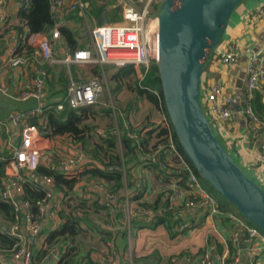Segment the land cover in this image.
<instances>
[{
	"label": "built area",
	"instance_id": "built-area-1",
	"mask_svg": "<svg viewBox=\"0 0 264 264\" xmlns=\"http://www.w3.org/2000/svg\"><path fill=\"white\" fill-rule=\"evenodd\" d=\"M6 1L8 0H0V5ZM152 2L153 0H114L119 9L120 22L90 29L88 49L65 51L61 57H58L54 43L60 38V29L67 24L65 16L74 13L85 24L88 3L82 0H48L52 26L47 35L31 33L25 38V46L31 49V55L26 56L23 52L18 54L10 49L0 56V68L9 67L30 72L29 86L19 88L13 95L9 94L5 87L0 86V94L19 102L28 100L36 102L33 108L13 112L9 116V123L17 129L18 143L15 145L8 138L4 146L8 155L3 156L0 151V162L4 163V176L0 178V203L7 205L11 212V220L5 234L15 239V244L10 250L0 252V259H3L5 253L10 257V260L2 261V264H34L33 252H43L46 256L50 251L55 252L50 248L52 244H49L48 236L55 233L64 222L59 213L66 206V190H55L49 177L38 181L36 169L39 166L55 168L66 179L75 178L70 190L73 192V197L79 200L98 199L99 204L104 208L106 218L99 221L98 226L108 232L109 236L102 251H90L89 260L93 264H115L116 233L125 230L128 236L130 224L137 219H149L154 215L162 216L169 213L177 220L176 226L173 227L175 233L182 235L200 225L199 217L222 215L215 198L205 190L198 176L178 151L172 128L160 112H157L156 121H150L148 129L154 130L155 133L161 132L162 135L155 137L154 133L147 144L148 153L140 158L139 164L145 169L151 168L147 166V161L156 165L161 178L165 181L163 188L158 192L163 194L164 198L155 210L150 206L153 200L144 187L148 179L146 173H140L131 190L127 183L126 186L112 191L102 180L93 182L89 179L81 182L77 179V173L86 168L88 162L90 164L89 167L87 166L88 169L97 166L92 158L90 161L91 145L87 141L84 144L88 149L87 154L83 151L82 143L71 140L62 147L49 148L39 136L37 128L27 123L29 119L38 118L44 110L51 108L50 103L42 104L41 100L45 91V81L49 76L47 69L53 65L64 66L68 77L61 102L54 107L57 111L64 105L72 110L95 107L101 104L103 98L104 88L98 77L91 76L87 80L76 81L69 74L70 66L122 68L131 65L137 69L140 80L143 74L141 75L139 68L146 70L151 62L155 63L158 55L157 19L156 13L151 9ZM259 14L264 17V6ZM2 20L3 17L0 18V22ZM239 53L237 45H230L219 53V65L223 68L233 65L238 60ZM245 77L246 87L238 92L237 113L243 118L245 125L243 138L259 142L252 167L259 177L255 183L262 188L264 187V119L253 112L251 100L252 86L264 83V48L248 58ZM200 89L203 93V114L212 132L222 135L235 112L234 103L219 81L207 86H199V93ZM1 128H4V125L0 124ZM124 128L128 129L126 122ZM135 129L141 131L139 124ZM114 135L119 145L117 127ZM129 136L132 139L137 137L135 131ZM36 184L39 187H36ZM25 186L39 189L41 196L32 202L24 199ZM189 212L196 213L198 219L184 220V215ZM70 214L77 215V212L72 211ZM224 217L234 227L231 234L232 243L234 245L241 243L244 246L246 264H264V260L258 263L260 257L264 255V235L236 213H226ZM67 248L69 247H61V254ZM237 260L238 252L231 261L225 263L224 257L215 255L208 247L199 255L197 264H236ZM51 264H56V259L51 260ZM164 264H176V262L169 261Z\"/></svg>",
	"mask_w": 264,
	"mask_h": 264
},
{
	"label": "crops",
	"instance_id": "crops-1",
	"mask_svg": "<svg viewBox=\"0 0 264 264\" xmlns=\"http://www.w3.org/2000/svg\"><path fill=\"white\" fill-rule=\"evenodd\" d=\"M110 1L111 2L106 3L102 8V16L105 21V24H107L109 20L114 19L116 17H119V20H121L118 7L115 5L113 0ZM96 3L99 4V2L97 1ZM263 6L264 0H241L236 9L232 12L220 41L216 44L212 52L209 54L200 77V86H207L213 82L219 81L224 86L225 93L232 99L234 103L235 112L232 115L229 123L225 127L226 133L223 131L222 135H218L217 133L215 134H217V139H219V141L221 142L220 144L224 147L228 155L232 158L233 162L241 169L243 173L244 171L248 172L250 174V177L246 173L244 174L253 182H256L259 178L257 176L255 168L252 167L253 159L255 158L259 142L253 141L250 138H243L245 125L243 118L237 113V97L238 92L246 87L245 65L247 63L248 58L253 54H258L264 48V17H261L259 14L260 9ZM17 8L18 0H8L2 5H0V18L3 17V20L0 22V56L6 54L10 49H13L15 53H17L15 50V33L12 29V27L16 24ZM94 12V9L90 8L88 5V9L85 11V22L87 21L88 25H91L90 29L101 25L99 17L100 13L98 15V18H95ZM65 17L67 24L65 25L64 29H67L71 33V35H73L74 41L77 43V45L84 46L81 42L83 38H78L76 36V33L80 30H85V33L88 36V30L84 29L85 26L83 21L78 18L74 13L66 15ZM234 44L238 46L240 51L238 60L233 65L227 68L221 67L218 63L219 53L226 50L230 45ZM54 50L56 51V55L58 57H61L65 51L71 52L68 49L66 43L64 42L63 36H60V38L54 43ZM93 67L95 66L86 65L78 68L87 69L88 71H86V74L90 75L91 77L93 75L90 74V70ZM79 78L80 77H77L74 80L84 81L88 79L85 78L83 80H80ZM29 83V71L22 69H11L9 67L0 68V86L5 87L9 94L13 95L14 93H17V90L19 88H25L29 86ZM252 87V96L254 92L259 94L261 96L262 102L264 103V83H257L254 84ZM56 98L57 97L53 98L52 100H49L53 102ZM46 100L48 99L42 98L41 103L46 104L44 103L46 102ZM35 105L36 102L33 100L19 102L14 100L12 97H5L0 94V124L4 125V128L0 129V151L3 153V156L8 155L7 150H5L4 148L8 138H10L15 145H17L18 143L17 129L9 123V116L13 112H22L33 108ZM102 105L103 104L101 103L100 106ZM151 112L157 114L154 109L151 110ZM260 118L264 119V117ZM157 119L158 115L157 118L152 119V121H156ZM135 126L129 125L128 121H126V127H128L130 130L132 127ZM41 139L49 145V148L62 147L68 144V142L70 141V139L66 136H58L50 139L41 137ZM61 141L66 144L61 143ZM89 165L87 164L88 167ZM87 166L86 168L82 169L81 172L87 170ZM141 172L146 173L148 177L147 185L144 187L146 188V193L150 194V199L153 200L158 194V192L163 188L162 185L165 181L161 178V173L157 169H145L139 164L134 165L129 175L126 176V183L130 190L133 183L141 175ZM79 173H77V179H79V181L86 178L84 176H79ZM126 183L122 181V187L124 185L126 186ZM205 190L208 191L206 188ZM65 194L67 196L66 198L73 196V192H66ZM210 194L215 198L216 203L218 205L219 200L217 199V197H215L212 193ZM96 200L97 201H95L94 204L102 207L99 204L100 201L98 199ZM83 201L89 202L94 200H80V203H84ZM220 202L221 204H223L221 200ZM102 209L104 210L103 207ZM61 213L67 215L68 207L64 206L63 211ZM226 213L235 212L229 211ZM226 213H221L222 215H219L218 217H199V226H195L192 230H189L188 232L183 233L182 235L176 236L177 238H179L178 244L175 242L167 245L166 240L161 245L162 247H164L163 252H159L158 248L154 246V243H151L149 240H147L146 236L144 237L141 243H137L134 245L130 241V238H128V236L126 235L125 231H118L116 233L114 245L115 264H129V262L131 264H164L169 261H174L176 262V264H197L199 255L204 250H207L208 247L215 255L224 257L225 263L231 261L235 253L238 252V260L236 264H246V259L243 250L244 246H241V243L234 245L231 241V234L233 232L234 227H232L231 222L224 217ZM72 216L83 217V215H80L78 213L77 215ZM194 218L198 219V215H196V213L194 212L186 213L183 217V219L186 221H191ZM150 219H153V217L149 219H143L147 220L145 227L148 226V221ZM99 221L101 220H96L95 215H92L91 222L94 224L93 226H95V228H92V230L90 231L102 232V234L105 235L101 240L102 243L97 248H91L90 250H88L87 254L82 253L81 251L74 252V255L72 256L74 262L72 264H76L75 262L79 261L80 257L85 256L90 262L89 264H93L89 260L90 251H102L104 249V245L108 241L109 233L98 226ZM133 226L134 233L140 229L145 228H138L135 224H133ZM3 227L6 226L3 225ZM59 229H57L56 231H58ZM173 233H175L174 228ZM51 236L52 234H49L48 236L49 244L55 242ZM77 236L74 235L73 238ZM168 237H170V235ZM127 239H129L130 245L127 243ZM68 241L64 243L65 247H71V244ZM62 245L63 243H57L55 247H50L52 250H55V252L50 251L49 255L47 256L46 253L43 252H33L32 262L34 264H51V260L56 259L57 263L59 258L63 255L61 254V247H63ZM165 246H167V250H165ZM36 253H43V256L40 257V259L38 258L37 260L34 258V255ZM263 256L264 255L260 257L258 263L264 260ZM5 260H10L8 253L3 254V259H0V264H2V261Z\"/></svg>",
	"mask_w": 264,
	"mask_h": 264
},
{
	"label": "trees",
	"instance_id": "trees-1",
	"mask_svg": "<svg viewBox=\"0 0 264 264\" xmlns=\"http://www.w3.org/2000/svg\"><path fill=\"white\" fill-rule=\"evenodd\" d=\"M82 1L87 2L89 7L94 9V17L98 18L100 11L105 4H101L98 6L97 4H95V0ZM152 8L153 12L156 13L158 3L157 5L153 4ZM51 26L52 19L48 9V0H18V8L16 10V24L12 27L15 33L16 52L18 54L23 52L26 56H30L31 49L25 46V38L31 33H40L47 35L49 30L51 29ZM60 36H63L64 42L66 43L70 51H74L77 49H88V45H77V43L74 41L73 35H71V33L67 29L61 28ZM102 70L103 67L99 68L95 66L90 70V74L97 77L99 76V73L102 74ZM47 71L49 76L45 81L46 84L43 98L48 99L44 103H50L51 108L44 110L42 115L38 118L29 119L27 123L34 125L37 128L39 136L42 138L50 139L58 136H66L71 141H74L76 143H86L87 139L85 138V134L88 127L87 125H85L84 121L88 118L89 113L93 116L94 114H96V111L94 110L95 107L72 110L64 105L61 110H55L54 107L56 106V104L61 102V99L64 95L68 78L66 75V69L62 65H53L52 67L48 68ZM139 72H141V75L143 74L140 80L136 77V70L133 68V66L127 65L125 67L119 68L118 72L111 75V78L113 77L114 79V83L113 81H111L114 84L111 89L112 93H114L115 95L116 93H119L123 87H125L127 91L133 95L132 102L129 103V106L132 107V105L134 103L137 104V102H146L152 109L162 113L166 120L169 122L160 94V84L155 63L151 62L146 70H144L143 68H139ZM72 77L73 79H76L74 76ZM123 78H126V85L122 84ZM119 79L122 81L120 82ZM55 96L57 98L52 102L51 100ZM252 108L257 116L264 117V103L261 100V96L255 92L252 96ZM100 110L101 109L99 108V111ZM110 113L111 111H109V108L104 109L103 112H101V114L105 115H109ZM118 121L119 122L117 123L115 122L114 126H116L119 131V145L114 135L115 129L113 130V132H110V130H106V132L98 138L99 141L90 146L91 153L93 152L91 154V157L95 161L97 166H92L89 169L79 173V176L81 177L84 176L88 179L102 180L112 191L120 189L122 187L123 179H126V175H129L132 167L141 163L140 158L148 153L147 144L151 141L155 133L154 130L148 129L150 124V117L148 116L143 117V119L139 123L141 131L140 129H135V127H130L131 130L129 128L126 130L124 128V122L127 121V116L126 120L122 121L120 118ZM134 131L137 137L132 139L129 134ZM160 135H162L161 132L155 133V137H158ZM176 143L177 142L175 141V144ZM116 145L120 146V148L122 149V152L120 153L121 155H118L116 153ZM176 147L182 154L184 159L189 163V161L179 148L178 144H176ZM147 166L151 167L152 169H156V165L151 164L149 161H147ZM3 176L4 163L0 162V178H2ZM36 176L38 178V181L44 177L51 178L55 190L65 189L66 192H70L72 185L75 183V178L66 179L57 169L51 167L39 166L36 169ZM199 180L204 188H206L210 193L217 197V199L219 200L218 209L221 213H226L229 211L236 213L231 205H229L219 195H217L200 178ZM36 187L39 186L36 184ZM40 196L41 192L39 191V189L26 186L23 188V198L27 199L28 201L32 202L38 199ZM163 198V194H157L153 199L151 207L155 210L158 206L161 205ZM220 200L223 202V204H221ZM94 205L95 204H93L92 206ZM80 206L81 208H84L83 203H80L79 207ZM87 214H83V217H73L71 214L65 215L63 213H59V216L64 220V222L60 229L53 233L51 237L54 239V241H58L60 240V238L66 239V241H68L71 236L78 234V230L80 229L79 223L81 222H83V224L86 226V231L92 230V228H95V226H93L94 224L91 222V218L88 219ZM10 220L11 212L9 210V207L3 203H0V252H7L15 244V239L7 236L4 231H1L3 225L7 227ZM149 221H152L155 226H166L169 230L170 238L178 235L177 233H170V230L176 226L177 220L172 218L169 213H165L162 216L154 215L153 219H150ZM146 222L147 220L140 219L133 221V224H135L138 228H143L146 226ZM248 224L253 226L250 223ZM261 233L264 235L263 232ZM61 242L64 243L63 240H61ZM63 247L65 246L63 245ZM70 248L71 247L65 250L56 264H72L74 262L72 258L74 254H69ZM87 252L88 251H86L85 254H87ZM42 256L43 253H36L34 255V258L38 260V258L40 259V257ZM75 263L89 264L90 262L85 256L80 257L79 261Z\"/></svg>",
	"mask_w": 264,
	"mask_h": 264
},
{
	"label": "water",
	"instance_id": "water-1",
	"mask_svg": "<svg viewBox=\"0 0 264 264\" xmlns=\"http://www.w3.org/2000/svg\"><path fill=\"white\" fill-rule=\"evenodd\" d=\"M240 2L161 0L155 14V65L174 139L194 173L240 217L264 233V190L233 162L212 132L199 102L205 63ZM102 12L100 24L104 25Z\"/></svg>",
	"mask_w": 264,
	"mask_h": 264
},
{
	"label": "rangeland",
	"instance_id": "rangeland-1",
	"mask_svg": "<svg viewBox=\"0 0 264 264\" xmlns=\"http://www.w3.org/2000/svg\"><path fill=\"white\" fill-rule=\"evenodd\" d=\"M99 2V4L96 3ZM133 1V0H132ZM111 2L110 0H95V4H97L98 6L101 4H106ZM161 2V0H153L152 5L155 4L159 5V3ZM151 5V9L153 10ZM119 17H116L114 19H111L108 21L107 24H112L114 22H119ZM83 25V24H82ZM86 30H90L91 25H88V22L86 21V23L84 24ZM76 36L79 38H83V40L81 41L82 44L87 45V43L89 42L88 36L85 33V30H80L76 33ZM136 70V77L138 78V71ZM69 74H71L72 76H74L75 78L80 77V80H83L85 78L90 77V75L86 74V71H88L87 69H82V68H78L76 66H70L68 68ZM119 71V68H116L114 66H104L103 70H102V74H98L99 76H97L100 80V83L102 84L104 91H103V98L101 103L103 104V106L100 105H96L94 110L96 111V114L91 115L90 113L88 114V118L84 121L85 125H87V132H86V139L89 143V145L92 146V144L97 143L99 140L98 138L103 135L106 130H110V132H113L114 129H116L115 122H119L118 120L121 118L122 121L126 120V116H127V121L129 125H136L139 124V122L141 121V119H143V117L148 116L150 117V121H152V119L157 118V114H155L154 112H151V110H153L147 103H143V102H137L134 103L131 106H129V103L132 102L133 99V95L127 91V89L125 87L122 88V90L119 93H116L114 95V93H112L111 89L112 86L114 85V79L113 77L111 78V75L115 74L116 72ZM67 75V73H66ZM68 78V77H67ZM123 80V81H122ZM119 81H122L123 85H126V78L122 79ZM113 81V83L111 82ZM56 97V96H55ZM53 97V98H55ZM52 98V99H53ZM199 102H200V106L202 108V110H204V102H203V93L200 89V93H199ZM129 106V109H128ZM107 107V108H104ZM151 109H149V108ZM99 108L101 109L99 111ZM109 111H111V113L109 115H105V114H101V112H103L104 109H108ZM126 109V111H125ZM155 112L157 113V111L155 110ZM120 117V118H119ZM124 119V120H123ZM117 125V124H116ZM133 128V127H132ZM118 129V128H117ZM214 135L217 137V134H215V132L213 131ZM219 141V139H218ZM220 142V141H219ZM61 143L66 144L64 142L61 141ZM221 143V142H220ZM85 144V143H84ZM83 144V145H84ZM84 153L87 154L88 153V149L87 146L84 145V149H83ZM122 152V149L120 148V146L116 145V153L118 155H120V153ZM93 153V152H92ZM90 161H91V157H90ZM89 165V162H88ZM244 173H246L249 177L250 174L246 171H244ZM127 176V175H126ZM85 180H89L88 178L82 179V181ZM98 180H93V182H97ZM126 179H123V182L126 183ZM264 187H262L263 189ZM264 190V189H263ZM96 199H94V201H83V205L84 208H81V206L79 207L80 204V200L71 196L69 198H67L66 200V207H68V214H70L72 211H76L78 214L83 215V214H87L88 219H90L92 217V215H95L96 220H105L106 218V213L105 211L99 207L98 205H94ZM90 210V213H89ZM85 225L83 223H79V227L80 229L78 230V236L73 238V236L70 237V244H71V248L69 250V254L72 255L74 254V252H79L81 251L82 253H85L86 251L90 250L91 248H97L102 242L101 240L103 239V237L105 235L102 234V232H91L86 231L85 230ZM93 227V226H92ZM130 234L128 235V238H130V241L135 245L137 243H141L142 240L144 239V237L146 236L147 240H149L151 243H154V246H156V248H158L159 252H163L164 247H162L161 245L166 241L167 245L171 244V243H179L178 240L179 238H177L176 236L173 238L168 237L169 236V230L166 226L164 225H158L155 226L153 224L152 221L148 222V226L140 229L138 231H136L134 233V226L131 223L130 226ZM125 231V230H123ZM170 233H173V228L170 230ZM96 234V235H95ZM126 237V236H125ZM123 237V238H125ZM170 238V239H169ZM61 240L65 242L66 239L60 238V240L55 241L54 243H52V246H56V244H60L62 243ZM130 241L129 239H127V243L130 245ZM63 243V245H64ZM132 244V245H133ZM62 245V246H63ZM66 250V249H65ZM165 250H167V246H165Z\"/></svg>",
	"mask_w": 264,
	"mask_h": 264
},
{
	"label": "clouds",
	"instance_id": "clouds-1",
	"mask_svg": "<svg viewBox=\"0 0 264 264\" xmlns=\"http://www.w3.org/2000/svg\"><path fill=\"white\" fill-rule=\"evenodd\" d=\"M2 228H4V229H5L6 227H2ZM2 228H1V229H2ZM1 231H3V230H1ZM4 233H5V232H4Z\"/></svg>",
	"mask_w": 264,
	"mask_h": 264
},
{
	"label": "bare ground",
	"instance_id": "bare-ground-1",
	"mask_svg": "<svg viewBox=\"0 0 264 264\" xmlns=\"http://www.w3.org/2000/svg\"><path fill=\"white\" fill-rule=\"evenodd\" d=\"M124 58V57H123Z\"/></svg>",
	"mask_w": 264,
	"mask_h": 264
}]
</instances>
